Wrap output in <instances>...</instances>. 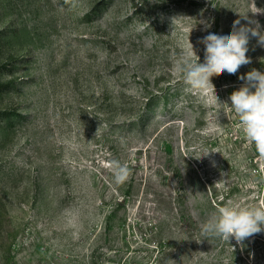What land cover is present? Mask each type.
<instances>
[{
    "label": "rangeland",
    "instance_id": "obj_1",
    "mask_svg": "<svg viewBox=\"0 0 264 264\" xmlns=\"http://www.w3.org/2000/svg\"><path fill=\"white\" fill-rule=\"evenodd\" d=\"M245 13L264 32V0H0V264H264V232L241 250L201 231L264 204L229 107L264 47L212 77L220 103L173 67Z\"/></svg>",
    "mask_w": 264,
    "mask_h": 264
},
{
    "label": "clouds",
    "instance_id": "obj_2",
    "mask_svg": "<svg viewBox=\"0 0 264 264\" xmlns=\"http://www.w3.org/2000/svg\"><path fill=\"white\" fill-rule=\"evenodd\" d=\"M257 12L259 11L252 13ZM240 17L247 21L245 25L241 24V19H237L233 22L230 34L209 33L200 41L205 45L203 63L198 62L199 57L188 37V48L175 60L173 67L176 73L182 75L194 94L214 97L215 101L220 103L212 77H218L224 72L234 75L241 66L252 62L246 55L250 38H256L257 44L264 47V32L261 31L259 22L249 19L247 13L240 14ZM174 21L175 18L172 23ZM239 79L245 83L231 93L229 107L238 116L245 138L254 143L260 159L264 160V73L253 68ZM214 152L219 151H206L203 156ZM109 167L117 185L125 183L131 175L129 167L117 160L109 161ZM218 211L217 219L203 224L201 231L205 236L216 237L228 243L235 239L236 244L243 250L246 239L264 232V204L225 206ZM232 248L235 251V248Z\"/></svg>",
    "mask_w": 264,
    "mask_h": 264
}]
</instances>
